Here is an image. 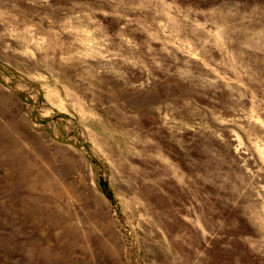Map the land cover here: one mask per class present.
<instances>
[{
	"label": "rangeland",
	"instance_id": "374dc122",
	"mask_svg": "<svg viewBox=\"0 0 264 264\" xmlns=\"http://www.w3.org/2000/svg\"><path fill=\"white\" fill-rule=\"evenodd\" d=\"M0 264H264V0H0Z\"/></svg>",
	"mask_w": 264,
	"mask_h": 264
}]
</instances>
